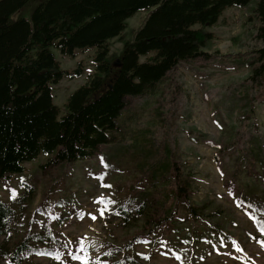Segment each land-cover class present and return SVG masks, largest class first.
<instances>
[{"label":"rangeland","instance_id":"1","mask_svg":"<svg viewBox=\"0 0 264 264\" xmlns=\"http://www.w3.org/2000/svg\"><path fill=\"white\" fill-rule=\"evenodd\" d=\"M255 2L222 12L208 28L207 55L180 61L152 93L127 96L112 142L73 162L41 153L0 179V201L15 209L0 237L5 250L28 234L32 252L20 256L27 264H81L73 256L111 264L98 260L100 252L129 241L126 253L144 264H264V76L249 77L253 51L264 45ZM151 10L136 11L107 41L113 60ZM51 50L66 70L51 84L61 115L93 74L96 48L75 49L73 57ZM173 162L180 172L158 173ZM183 179L188 192L175 196ZM191 203L200 218L189 213ZM0 264L11 263L0 257Z\"/></svg>","mask_w":264,"mask_h":264},{"label":"trees","instance_id":"2","mask_svg":"<svg viewBox=\"0 0 264 264\" xmlns=\"http://www.w3.org/2000/svg\"><path fill=\"white\" fill-rule=\"evenodd\" d=\"M250 1L0 0V179L21 172L23 162L41 153L50 155L48 161L54 163L73 162L112 142L110 131L117 129L126 97L152 93L180 61L207 55L203 47L213 37L208 28L226 8ZM144 8L152 10L134 37L124 41L120 64L114 65L107 41L121 33L128 17ZM253 12L260 22L256 36L264 41V0H256ZM51 47L70 57L75 49L96 48L93 74L68 96L61 115L53 103L51 84L66 70L60 68ZM253 52L249 77L256 80L264 76V45ZM142 56L147 58L140 60ZM77 74L79 69L71 76ZM168 167L180 172L173 162L158 173ZM171 190L175 196L188 192L185 181ZM24 198L23 193L19 199ZM143 203L135 210L142 211ZM188 211L194 219L201 217L194 203ZM14 212L13 205L0 201V237L9 231ZM151 217L155 220V215ZM29 236L8 251L1 243L0 257L11 264H27L20 256L32 252ZM33 236L39 240L43 235ZM44 237L49 242L55 238L48 232ZM133 243L104 249L98 260L144 264L126 253Z\"/></svg>","mask_w":264,"mask_h":264},{"label":"snow or ice","instance_id":"3","mask_svg":"<svg viewBox=\"0 0 264 264\" xmlns=\"http://www.w3.org/2000/svg\"><path fill=\"white\" fill-rule=\"evenodd\" d=\"M92 218L95 219L96 217L95 216H92ZM262 243H264V242H262ZM73 259L80 260L81 261V264H87V257H84V256H73Z\"/></svg>","mask_w":264,"mask_h":264},{"label":"water","instance_id":"4","mask_svg":"<svg viewBox=\"0 0 264 264\" xmlns=\"http://www.w3.org/2000/svg\"><path fill=\"white\" fill-rule=\"evenodd\" d=\"M120 63L118 62V59H116V62L114 63V65H119Z\"/></svg>","mask_w":264,"mask_h":264}]
</instances>
